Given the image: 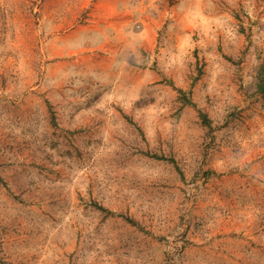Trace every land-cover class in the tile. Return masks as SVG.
Here are the masks:
<instances>
[{"label": "rangeland", "instance_id": "rangeland-1", "mask_svg": "<svg viewBox=\"0 0 264 264\" xmlns=\"http://www.w3.org/2000/svg\"><path fill=\"white\" fill-rule=\"evenodd\" d=\"M92 1L0 0V264H264V0H142L131 87Z\"/></svg>", "mask_w": 264, "mask_h": 264}, {"label": "crops", "instance_id": "crops-1", "mask_svg": "<svg viewBox=\"0 0 264 264\" xmlns=\"http://www.w3.org/2000/svg\"><path fill=\"white\" fill-rule=\"evenodd\" d=\"M143 12L142 0H93L89 25L85 23L82 27V39L88 41L89 47H85L82 56L74 59L75 66L88 65L99 74L110 71L104 77L116 78L122 86L131 87L133 83L138 86L142 70L138 65L139 52L142 49L150 51L156 40L153 35L156 30L146 24ZM79 29L78 25L73 30L68 27L57 34V48L64 49L61 40L77 34ZM148 72L144 71L143 78Z\"/></svg>", "mask_w": 264, "mask_h": 264}]
</instances>
